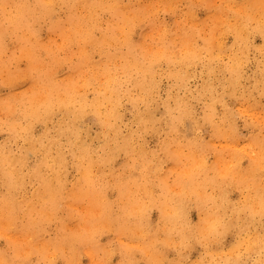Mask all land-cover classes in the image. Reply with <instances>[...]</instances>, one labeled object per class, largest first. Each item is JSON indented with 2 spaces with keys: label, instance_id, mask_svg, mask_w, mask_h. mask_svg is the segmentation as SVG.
<instances>
[{
  "label": "clouds",
  "instance_id": "9594fccd",
  "mask_svg": "<svg viewBox=\"0 0 264 264\" xmlns=\"http://www.w3.org/2000/svg\"><path fill=\"white\" fill-rule=\"evenodd\" d=\"M0 264H264V0H0Z\"/></svg>",
  "mask_w": 264,
  "mask_h": 264
},
{
  "label": "rangeland",
  "instance_id": "374dc122",
  "mask_svg": "<svg viewBox=\"0 0 264 264\" xmlns=\"http://www.w3.org/2000/svg\"><path fill=\"white\" fill-rule=\"evenodd\" d=\"M259 42V41H258Z\"/></svg>",
  "mask_w": 264,
  "mask_h": 264
}]
</instances>
